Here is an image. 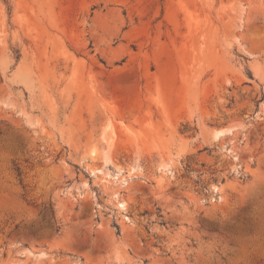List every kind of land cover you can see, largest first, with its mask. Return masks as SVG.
I'll list each match as a JSON object with an SVG mask.
<instances>
[{
	"label": "rangeland",
	"instance_id": "obj_1",
	"mask_svg": "<svg viewBox=\"0 0 264 264\" xmlns=\"http://www.w3.org/2000/svg\"><path fill=\"white\" fill-rule=\"evenodd\" d=\"M0 264H264V0H0Z\"/></svg>",
	"mask_w": 264,
	"mask_h": 264
}]
</instances>
